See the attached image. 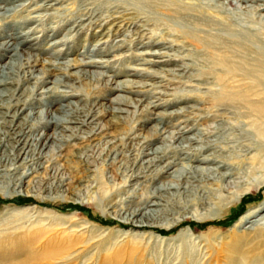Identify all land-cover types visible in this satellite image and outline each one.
Here are the masks:
<instances>
[{
  "label": "rangeland",
  "instance_id": "rangeland-1",
  "mask_svg": "<svg viewBox=\"0 0 264 264\" xmlns=\"http://www.w3.org/2000/svg\"><path fill=\"white\" fill-rule=\"evenodd\" d=\"M16 4L0 15V41L39 58L33 73L42 80L20 73L0 86L18 99L1 101L0 120L45 135L37 144L43 156L20 165L23 155L14 154L22 144L9 150L13 135L0 123V137L8 133L0 145V264H241L243 256L246 264L260 255L264 245L256 246L254 234L261 228L264 235V112L251 116L226 103L252 84L240 67L264 59V0H0ZM40 4L53 5L34 10ZM241 34L252 38L249 52L222 42ZM43 59L72 66L46 71ZM55 77L66 85L52 83ZM45 109L70 111L74 123L46 125ZM178 130L186 142L187 135L200 138L190 145L217 138L198 154L223 148L220 156L233 154L243 166L230 179L231 193H222L225 206L195 208L190 197L155 206L164 212L133 215L168 179L152 171L129 176L147 158L140 145L167 152L180 139L168 132ZM52 132L63 141L42 147ZM224 134L232 139L223 142ZM244 142L252 149L230 151Z\"/></svg>",
  "mask_w": 264,
  "mask_h": 264
},
{
  "label": "bare ground",
  "instance_id": "bare-ground-1",
  "mask_svg": "<svg viewBox=\"0 0 264 264\" xmlns=\"http://www.w3.org/2000/svg\"><path fill=\"white\" fill-rule=\"evenodd\" d=\"M41 5L43 7L50 8L53 4H48V5L40 4L38 8H35L34 10H38ZM16 6L17 4L8 7L0 6V10H2L0 12V15H2V12L8 13L11 10H16L15 9ZM18 6L20 8L24 7L23 4H19ZM38 16L39 14H35V15H29L27 17L34 18L35 20H40L41 18L40 16L39 17ZM241 37H244V41H239ZM228 40H223L222 42L226 46L237 45L238 47L242 48L244 51L249 52L248 50L250 47L248 46L247 42L252 41V38H250L249 36L247 35L244 36L241 34L239 35V38H237L236 40L230 39L232 43H228ZM59 41L61 40L58 41L56 40L55 42H59ZM0 49L4 51L5 53L4 56L7 57V60L4 63H0L1 88L5 84H9L20 73H22L23 75L27 73L28 78H32L34 80L33 81L34 84L42 80L41 75L37 73H33L34 70L33 68L39 62V58H37L36 56L32 57L30 54H26V56L23 58L21 56V53L19 52L18 44L9 40L0 41ZM233 54H235L238 57H242L239 53L235 51H233ZM41 61L42 63L50 64L49 66L50 68H46V67L44 68L46 71L48 70L52 71L53 69H55V67L58 69L65 70L69 66H72V63H70L69 60L58 63L50 62L44 59ZM101 61H105V60H101ZM60 63L63 64L61 65V67L55 65ZM81 63L86 64L88 62L83 61ZM26 69L27 71H24ZM240 70L242 72L243 78L251 77L252 84H250L244 92L236 94V96L231 99L229 98L228 99L229 101H227L226 104L229 105L231 109L241 110L247 113H251V116H254L253 113H255V115L256 113L258 114L260 113L258 116L256 115L257 117H260L261 113L263 116L264 59L256 62L255 66L252 69H245L240 67ZM51 81L52 83H58V84L62 83L66 85L65 83H63V81L60 78L55 77ZM34 84H32L33 87ZM124 87H125L124 85H120V84L117 86L118 89H122V90L126 89ZM49 88L50 87L48 86L45 89H42L41 92L46 93V91ZM59 91H64V90H59ZM63 95L67 96L68 94L64 93ZM233 95L234 94H231L230 96ZM0 96H6L3 99L0 98L1 105L7 103V102H1L3 100L4 101L18 100L17 98H14L11 90L5 88L0 89ZM41 100L45 101L46 99L41 98ZM62 111L64 114L60 115L57 113L48 112L45 109L46 114L44 116L47 118L45 120L46 125L48 123L50 124L52 123L53 126L55 125L61 126L62 124L74 123V121L70 119V115L72 112L67 110H62ZM42 112L44 111L39 110L36 111V114L41 116V114H43ZM244 112H242V114ZM239 113L241 114V112ZM11 116L13 118H16L17 112L14 111ZM6 121H8L7 124H5V120H0V123L5 124V126L7 127V131L12 133L13 136L11 137V140L15 143V146L10 145L9 150H11L14 147L17 148L19 147L20 144H22V146L19 147L20 152L14 154V157L16 159H19L23 155L22 158H20L21 159L20 165H26L27 163L28 164L36 163L35 160L43 156L41 150L42 148L38 150L37 144L39 145L40 141L42 140L45 134L41 133L38 137H32V135L29 134L31 127L28 129V134L22 130V127H20L21 125H24L23 122L21 124L19 123L16 124L17 126L16 128H18V130L15 131L16 128H14L15 124L13 120L12 121L6 120ZM78 121L84 122V120H78ZM66 126H62V127H64V129H68V127ZM238 129L239 128L237 127V130ZM33 131L34 129L32 130L31 133H33ZM183 133L184 132H181L180 130L173 133L168 132L169 139L174 138L177 134H180L177 136V138L180 139L174 145L170 144L169 151L167 152L165 150L166 147H162V146L160 147L155 145L153 147L145 146V148H143L141 146L142 144L140 145V150L138 149L139 155L142 158L145 156L147 158L146 159L139 158L138 161H140L139 164L140 167H138L134 172L130 173L129 176L135 178L136 176H138V172L144 173L146 171H152V173L155 176L166 175L168 179L166 181H162L160 184L153 187V189L149 192L147 197L150 198L154 197L155 199L143 200L141 202L142 206H139L132 211L133 215L140 214L141 216L143 215L144 217H147L148 215L150 216L151 214L152 215L157 214L159 210L164 212L166 210L160 208L164 204L165 207H168L171 204V202L175 200H180V199L188 200L190 197L195 208L200 207L206 209L211 206L212 207L213 206L218 207V205L225 206L224 201H226L227 197L225 195L223 196L222 193H226V194L231 193L230 189L232 186L230 179L232 178L233 175L239 174L238 170L243 168V166L240 167L241 164H239V162L235 161L236 162L235 163L233 160H231L233 154H226L224 156H220L219 153L221 152V150H223V148H218V150H213V152L202 153V155L198 154L201 152H205L206 148H209V146L212 147V145H215L217 138L207 141L201 140L203 143L200 145H190V141L191 142L195 141L198 143L200 141V138H197L195 134L187 135L184 138L188 140L186 142L183 139H181L183 137ZM7 135L8 133L0 137V145H2L1 143L2 141H4L3 137ZM230 138L232 139V137H229V134H224V136H222L223 139L222 141L227 142L228 140H231ZM49 139H52L53 141L55 140H58L60 142L63 141V139L61 138H56L55 132H52L51 134L46 135L45 141L42 143V147L46 146V141H48ZM145 141L146 140L142 141L141 143H144ZM32 142L33 144H31ZM27 145L28 146L32 145L33 147L32 149L29 147L27 152H25V148ZM144 149H147V151H143ZM251 149H252L251 144H249L248 142H244L243 144H236L235 148L230 149V151L236 153L237 155H243L242 152H247ZM29 151L31 152L29 153ZM32 170L34 172L36 170L35 167ZM212 183L216 185L215 188L208 186V184H212ZM173 195H180V197L175 198ZM243 197L244 196H242L241 199ZM155 206H160V207L157 209ZM259 210H261V208L257 207L253 210L252 213L254 214ZM246 216L247 214L239 217L240 221L244 219ZM259 216H260L259 219L264 220V211ZM140 224L143 225L144 223L143 224L140 223ZM140 224H138V226H140ZM259 229L261 228H258L257 230ZM257 230H256V234H254V239H257V237H259L260 240L258 241V243L260 242V244L257 243L256 246L264 245V235L262 232L258 233ZM21 248L22 247L20 246L18 250H21ZM254 254H256L255 257L249 259V261H247L246 264H264V251L260 255H258L257 253ZM243 259H244L243 263L246 262L245 256H243ZM238 261L241 262V259L239 258ZM243 263L241 262V264ZM230 264H237V262L235 259H231Z\"/></svg>",
  "mask_w": 264,
  "mask_h": 264
}]
</instances>
